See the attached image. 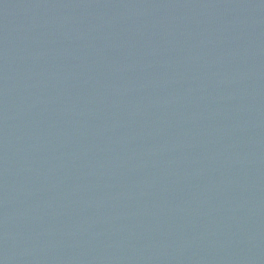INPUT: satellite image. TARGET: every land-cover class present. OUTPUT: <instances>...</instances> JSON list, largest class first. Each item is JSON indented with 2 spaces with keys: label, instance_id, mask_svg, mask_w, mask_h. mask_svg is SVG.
<instances>
[{
  "label": "water",
  "instance_id": "95a60500",
  "mask_svg": "<svg viewBox=\"0 0 264 264\" xmlns=\"http://www.w3.org/2000/svg\"><path fill=\"white\" fill-rule=\"evenodd\" d=\"M0 264H264V0H0Z\"/></svg>",
  "mask_w": 264,
  "mask_h": 264
}]
</instances>
